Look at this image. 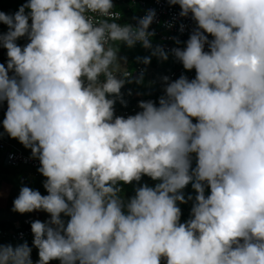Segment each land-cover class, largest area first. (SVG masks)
<instances>
[{"label": "clouds", "instance_id": "1", "mask_svg": "<svg viewBox=\"0 0 264 264\" xmlns=\"http://www.w3.org/2000/svg\"><path fill=\"white\" fill-rule=\"evenodd\" d=\"M169 3L197 23L172 53L152 45L154 10L137 26L118 22L113 0H27L14 15L0 11L9 29L0 34L3 128L31 149L43 176L6 165L5 153L19 150L3 142L0 166L45 177L48 194L24 186L13 211L50 215L31 223L34 240L0 243L33 241L37 264H264V0ZM121 43L175 56L159 106L119 108L121 89L141 82L150 63L122 70ZM114 107L135 111L125 118ZM145 175L161 182L125 202L120 183ZM190 183L198 195L181 223L177 202L187 203ZM31 253L27 242L0 244V264H33Z\"/></svg>", "mask_w": 264, "mask_h": 264}, {"label": "built area", "instance_id": "2", "mask_svg": "<svg viewBox=\"0 0 264 264\" xmlns=\"http://www.w3.org/2000/svg\"><path fill=\"white\" fill-rule=\"evenodd\" d=\"M115 6H120L130 13H122L120 10L113 9V11H118L121 14L119 23L131 24L137 26L138 18L143 17L149 10L155 11L154 22L150 25L149 31L153 32L154 35L150 37L153 47H162L164 50L171 52L174 48H181L177 41H181L185 36L190 37L194 30L197 29V23L192 19V14L188 17L180 16L182 9L180 6L172 5L169 0H113ZM139 5L143 8V13L141 15H136L135 12H131L132 9ZM161 26L162 29L159 28ZM206 34V33H205ZM207 35V34H206ZM157 37V41L153 42V38ZM208 39L211 37L208 35ZM137 44H141L137 42ZM205 51H209L208 45H205ZM143 74V67L138 66L136 69V74ZM14 73L10 72L9 75L12 76ZM136 76V75H134ZM182 75L177 73H172L168 79L175 81L179 79ZM130 75L128 78H131ZM0 109L5 112L6 108L4 102L0 103ZM133 110H125L122 113L118 112L114 107L115 116H123L127 118L132 116ZM5 144H0V152L5 151ZM4 162L8 166L19 167L26 166L34 173L35 176H43L38 169L41 167V163L38 158H31L19 151L6 152L4 157ZM50 219V215H45L39 218L30 217L24 220L21 226L15 228H2L0 227V241L3 240H25L33 239L34 236L31 231V223L36 220L41 222H47ZM166 264V260H162Z\"/></svg>", "mask_w": 264, "mask_h": 264}, {"label": "crops", "instance_id": "3", "mask_svg": "<svg viewBox=\"0 0 264 264\" xmlns=\"http://www.w3.org/2000/svg\"><path fill=\"white\" fill-rule=\"evenodd\" d=\"M22 1V0H21ZM27 1V0H23ZM1 2V0H0ZM14 0H11V3H14ZM25 4L22 2L21 4L15 3V9L19 10V8ZM11 5H6L1 9L0 11L6 13L7 11L5 9L10 10ZM15 12L11 11V13H8V15H14ZM29 23H31V20H29ZM8 26L6 24H3L0 22V34H6L8 32ZM17 45L20 47H24L27 45L26 38L21 37L16 41ZM8 62V56H7V49L4 48L2 45H0V63L4 64L5 67H7ZM149 92H155V91H149ZM123 101H131L135 98L141 97V95L137 94L134 96V91H129V89L122 88L121 89ZM111 98V97H110ZM119 100V99H117ZM119 102H121L119 100ZM116 102V103H119ZM6 113H3L0 111V142H3L6 144L8 149H16L24 153L25 155L32 156V152L30 148H26L23 144H21L17 139L11 138L7 132L3 128V120L5 118ZM197 121V120H195ZM196 123V122H195ZM33 157V156H32ZM150 178L148 176H143V178ZM141 179V180H142ZM46 178H34L30 174L27 173L26 170L23 168L19 169H9L5 167L0 166V223H5L9 225H17L20 224L23 220L29 217H41L43 215H46L48 213L44 211H34L31 213H25L20 214L18 212L13 211L14 208V200L19 196L20 190L22 187L27 186L32 188L33 190H39L42 195H47V191L44 188V182ZM140 180V181H141ZM136 182V181H133ZM132 182V183H133ZM142 182V181H141ZM142 184H145L142 182ZM62 219L67 222L70 218L65 217L62 215ZM27 242L29 247L32 248L31 253V259L33 261V264H37L39 261V255H38V249L33 245V241H21V242H15V241H4L0 244L9 245L11 244L13 247L17 245H21L23 243ZM50 264H60L59 260H53L50 261Z\"/></svg>", "mask_w": 264, "mask_h": 264}, {"label": "rangeland", "instance_id": "4", "mask_svg": "<svg viewBox=\"0 0 264 264\" xmlns=\"http://www.w3.org/2000/svg\"><path fill=\"white\" fill-rule=\"evenodd\" d=\"M14 1H15L14 3H11V0H1L0 2L1 9L5 7L6 5H9V6L11 5L9 12L7 9H5L7 11L5 14L11 13V11H14L15 13L18 11L15 9V6H16L15 3L21 4L22 2L24 3L27 2L23 0L22 1L14 0ZM28 11L30 10L26 9V13ZM118 46H121L119 47L118 57H126L127 60L132 59L133 61L134 57L141 56V58L149 57L157 61L155 67L153 66L154 64L151 61L148 64L144 63L147 66L148 73L146 76L143 77L141 82L137 83L136 82L137 80H133L131 82H127L123 87L127 90L129 89V91H134L133 93L134 96L137 94L141 95L142 100L152 99L154 102L157 103L159 101V98L165 95L166 82L163 80V77L165 74L169 72L170 65L176 62L175 56H172L166 52L168 54V59L164 60L156 55H153L151 49H145L143 46L135 45L134 47L129 48L127 45L123 43L119 44ZM127 60L126 62H124L123 60L120 61L122 70L127 71ZM138 61L143 63L142 60H138ZM135 66H136L135 62L133 61L132 71L134 70ZM118 74L119 76H121L122 73H118ZM151 90L156 91L157 95L149 96L150 95L149 91ZM116 102H119V100H116ZM156 105L159 106V104H156ZM140 111H142V109H140ZM192 167L193 168L196 167V157H194V155L192 156ZM141 181L144 183H150V182L160 183L161 182L158 180H149V179H146L145 177ZM142 182H140V184H142ZM205 187H207V185H205ZM182 192H183V195L191 193L190 196L192 197L191 200L188 199L189 196L185 197L189 205H184L183 203L177 202L178 207H180L181 209L180 222L185 223L189 219L192 218L191 210H192L193 205L196 202L195 201L196 195L193 194V192H196V190L192 187V184L190 183L188 186H186L185 189L182 190ZM205 195L208 196L207 193H205Z\"/></svg>", "mask_w": 264, "mask_h": 264}, {"label": "trees", "instance_id": "5", "mask_svg": "<svg viewBox=\"0 0 264 264\" xmlns=\"http://www.w3.org/2000/svg\"><path fill=\"white\" fill-rule=\"evenodd\" d=\"M117 7H118L122 12H124V13L127 12L126 14L130 13L129 11H127L126 9H124V8H122V7H120V6H117ZM132 12H135L136 14L140 15V14L143 13V8H142L141 6H139V5H136V6L132 9ZM159 28L162 29L161 26H159ZM155 38H157V37H155ZM118 47H121V46H118ZM172 56H173V55H172ZM137 58H141V56H138V57H134V58H133V61L135 62V64H137V63L139 62ZM143 58H144V57H143ZM154 58H155V57H154ZM156 59H157V58H156ZM133 61H132V59L127 60V70H129V69L132 68ZM150 61L154 64L153 66L155 67L157 61H156L155 59H152V58H150ZM158 62H159V60H158ZM143 64H144V63H143ZM170 68H171V69L175 68V65L171 64V65H170ZM152 95H157V93H153ZM149 100L153 101L152 99H148L147 101H149ZM140 101H144V100H142L141 98H137V99H134V100H132V101H130V102H127V101H126L124 104H122V103H118V106H119V108H126V107H128V106H133V105L139 106V102H140ZM155 103H156V102H155ZM156 104H159V101H158ZM192 168H193V167H192ZM193 169H194V168H193ZM148 179H149V180H152L151 178H148ZM140 182H141V181H139V182L136 181V182H133V183H131V184H125V183H123V182L120 183L119 186H120L121 189H122L121 196L123 197V199L125 200V202H127L131 197H133V196L135 195L136 188H138V187L144 185V184H140ZM145 184H147L148 186L154 188L155 185H156L157 183L150 182V183H145ZM205 193H207L208 195H210V187H209V186L205 187ZM193 194H195L196 196L198 195L197 192H193ZM190 195H191V193H188V194H185L184 196H185V197H188V196H190ZM178 202H179V201H178ZM183 204H184V205H189V203H183ZM10 226H12V225L5 224V223H0V227H3V228H9ZM29 241H31V240H29ZM16 242H20V241H16Z\"/></svg>", "mask_w": 264, "mask_h": 264}]
</instances>
